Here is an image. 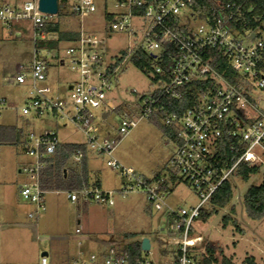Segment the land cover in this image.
Returning a JSON list of instances; mask_svg holds the SVG:
<instances>
[{
  "label": "built area",
  "instance_id": "1",
  "mask_svg": "<svg viewBox=\"0 0 264 264\" xmlns=\"http://www.w3.org/2000/svg\"><path fill=\"white\" fill-rule=\"evenodd\" d=\"M115 1V9L105 13L108 21L105 31L127 33L130 41L125 49L126 54L114 69H110L111 62L105 69L96 70L97 66L102 65L98 46L104 38L84 29L82 24L77 38L65 49L71 68L80 75L71 84L69 100L50 96V87L45 85L48 65L46 56L54 53L51 49L39 48L37 43L42 39H50L54 33L44 30L49 15L40 10L39 0H25L21 5L14 6L0 4V20L3 24L9 27L20 21H30L32 24L33 59L27 69L21 66V69L27 71L21 70L15 78L19 83L29 85V103L23 107L22 112L27 114L34 110L43 113L52 110L81 129L87 136V148L106 154L109 166L121 170L123 175L134 180L132 184H127L126 190L142 189L156 209L167 207L168 212L174 216L173 228L179 238L172 264H201L199 255L193 250L201 243L203 236L191 234L194 220L223 181L232 176L240 161H263L260 150L264 149V112L258 107L259 97L255 98L246 89V82L253 79V84L264 93V68L261 66L264 60V38L257 36L252 28L244 29V0H210L212 3L208 10L196 4L197 0ZM95 2L67 0L65 8L70 6L71 14L82 18L96 10ZM252 33H255L254 37ZM171 47L176 48V54L170 66L169 80L162 84L155 83V88L148 92L132 89L136 94L140 115L135 116L127 108H121L123 116L118 132L125 135L140 119H150L172 106L174 99L180 100L183 97L181 87L186 83L207 77L215 80L216 90L206 93L199 104L185 109L181 114L170 111L165 117V122L172 126L177 137L176 150L169 168L191 185L199 196L195 206L181 208L179 212L165 200L168 191L163 183L167 178L162 175L153 178L135 175L133 167L122 166L113 155L115 139H98L92 112V109L98 107L105 110L107 107L117 108L108 98V92L112 90L111 76L123 65L125 59L131 60L140 48L147 53L158 54L159 57L161 50L167 51ZM215 52L226 57L231 67L241 75L238 84L232 83L215 69L212 64ZM60 61L63 63L64 59ZM154 69L161 71L159 64ZM94 76H97V82ZM5 102L1 97L0 107ZM68 107H71V112H67ZM250 109L257 111L254 117L249 115ZM244 114L251 119L249 122H245ZM226 132L229 135L240 134L247 142V148L230 167L224 168L218 167L213 157L219 137ZM59 142L54 131H45L40 135L28 134L25 152L31 160L24 169L30 180L20 183L18 191L34 207L28 212L31 218H38L46 208L47 190L40 184V173L46 157L53 154ZM84 157V150L79 148L70 155L69 162L81 163ZM67 196L71 201L83 197L107 205L114 204L112 191L100 190L96 186L69 190ZM39 264H49L47 255H42ZM73 264L155 263L146 259L131 263L125 253L110 247L101 258L92 254L90 262Z\"/></svg>",
  "mask_w": 264,
  "mask_h": 264
},
{
  "label": "rangeland",
  "instance_id": "2",
  "mask_svg": "<svg viewBox=\"0 0 264 264\" xmlns=\"http://www.w3.org/2000/svg\"><path fill=\"white\" fill-rule=\"evenodd\" d=\"M24 1L0 0V4L14 6ZM115 2L96 0V10L82 18L73 16L70 6L64 7L60 14L51 16L52 21L60 23L62 30L78 32L83 24L84 29L104 38L98 46L102 65L97 66L96 70L105 69L129 45L127 33L105 31L108 25L105 13L115 9ZM14 24L22 29L21 36L10 31L0 20V98L6 101L0 107V124L15 125L27 134L40 135L45 131H54L61 142H87L85 133L62 118L60 113L52 110L43 113L34 110L27 114L22 112L29 103V85L19 83L15 78L30 65L34 44L31 22ZM261 36L264 38L263 32ZM69 41L60 42V58L55 50L53 55L46 56L45 85L50 87L48 94L66 100L70 99L69 85L80 78L65 54ZM42 53L45 55V52ZM60 59H64V62ZM21 66L25 68L21 69ZM94 80L98 81L97 76H94ZM111 81L112 90L108 92V98L117 108L92 109L98 139H115L114 157L122 166L133 167L135 175L153 178L159 174L169 179L170 192L165 200L175 211L195 206L199 202L196 190L179 174L175 183L171 181L172 170L169 167L176 143L165 138L159 125L149 118H142L129 133L121 135L118 132L123 116L120 105L139 116L140 107L132 89L138 92L152 91L155 85L150 77L127 58L111 76ZM246 89L255 98L259 97L257 104L264 112V93L253 84V79L246 82ZM67 110L72 111L71 107ZM103 112H108L107 117H103ZM248 113L254 117L257 111L250 109ZM87 149L90 175L93 179L98 174V188L112 191L114 204L107 205L83 197L71 201L67 190L48 191L46 208L38 218H31L28 212L34 207L16 190L15 184V178H19L21 183L30 180L24 167L31 158L21 144L0 143V264H39L43 251L48 253L49 264L90 262L92 254L102 257L110 247L121 249L131 242L142 241L145 236L150 238L151 248L143 250L144 259L155 264L173 263L179 235L173 228L175 219L168 208L156 209L142 189L126 190L127 184H132L134 180L109 166L106 154ZM260 154L263 161L259 162L261 166L256 174L247 181H232L235 192L233 199L207 220L196 218L193 222L194 235L200 234L205 242L215 245V264H224L225 258L231 259L230 264H244V258L251 254L260 263L264 260V217L255 221L249 219L241 203V197L248 187L263 179L264 149L260 150ZM207 206L208 203H205L204 207ZM225 215L228 217L227 224L223 222Z\"/></svg>",
  "mask_w": 264,
  "mask_h": 264
},
{
  "label": "trees",
  "instance_id": "3",
  "mask_svg": "<svg viewBox=\"0 0 264 264\" xmlns=\"http://www.w3.org/2000/svg\"><path fill=\"white\" fill-rule=\"evenodd\" d=\"M67 0H58L59 10L57 14H60L65 7ZM212 2L210 0H197L196 4L202 6L203 10H208L209 5ZM56 14V15H57ZM50 16V18H49ZM44 25V30L57 34L58 36L51 37L50 39L39 40L37 46L39 48H48L57 51L56 54L59 57V46L62 40H70V43L77 38L78 32L72 30H62L58 21H52L49 15ZM252 28L257 33V36H261L264 33V0H244V29ZM168 49V48H167ZM126 50H122L121 53L115 56L114 62L111 63L110 69H114L120 61L124 58ZM176 54V48L171 47L167 51L161 50L158 54H150L143 49H138L131 58V61L137 68L146 73L151 80L152 84L164 83L165 80H169L170 66L173 62V57ZM261 66L264 68V60L261 62ZM159 64L161 71L157 72L154 66ZM213 66L215 69L223 75L226 79L232 83L238 84L240 82L241 75L235 71L228 59L221 55L219 52H215ZM217 84L214 79L207 77L204 79H194L181 87L183 97L180 100L174 99L172 106L167 107L161 112L150 118V120L160 126L162 132L167 140L176 142L177 137L175 130L169 123L165 122V117L170 111H178L179 114L185 109L197 105L201 102L203 96L210 92L215 91ZM120 108H126L124 105H120ZM245 122H249L244 114ZM28 140V134L24 129L12 124H0V143H12L15 145L21 144L26 149ZM83 149L85 157L81 163H70L69 157L77 149ZM247 148V142L241 138L240 134L229 135L227 132L218 139L217 147L214 152L213 159L217 160L218 167H230ZM87 142H59L53 154L46 157L45 165L40 173V184L47 191L54 190H74L83 187H99L98 179H92L90 171L87 165ZM261 164L251 163L247 160L240 161L235 167L232 179L228 177L223 181L217 191L212 195L208 201L207 207H202L198 218L207 220L214 212L222 207H225L234 197V185L233 180L239 179L247 181L253 174H256L260 170ZM171 181L175 183L177 176L175 172L171 171ZM159 176V174L157 175ZM163 186L170 191L169 179L163 183ZM241 203L247 217L253 221L259 220L264 217V174L263 179L259 183L252 184L248 187L247 191L241 197ZM224 224L228 223V217L223 216ZM191 234H194V228L191 230ZM119 251L125 253L128 256L131 263H137L143 260V249L141 247V241H134L130 244L124 245ZM199 255L201 264H215L217 262L215 245L212 242H205L203 239L200 244L196 245L193 250ZM231 259L225 258L224 264H230ZM244 264H264L258 262L256 256L251 254L244 258Z\"/></svg>",
  "mask_w": 264,
  "mask_h": 264
},
{
  "label": "water",
  "instance_id": "4",
  "mask_svg": "<svg viewBox=\"0 0 264 264\" xmlns=\"http://www.w3.org/2000/svg\"><path fill=\"white\" fill-rule=\"evenodd\" d=\"M39 8L43 12H46L49 15H56L59 10L58 0H39ZM252 37L255 36V33L251 34ZM72 87V85H69V89ZM107 115V112L103 113V117ZM141 247L143 250H150L151 248V242L150 238L145 236L142 238L141 241ZM47 251H43L42 255H47Z\"/></svg>",
  "mask_w": 264,
  "mask_h": 264
},
{
  "label": "crops",
  "instance_id": "5",
  "mask_svg": "<svg viewBox=\"0 0 264 264\" xmlns=\"http://www.w3.org/2000/svg\"><path fill=\"white\" fill-rule=\"evenodd\" d=\"M5 25V24H4ZM7 26V25H6ZM8 28L10 29V31H15L16 32V35L17 36H21L22 35V29L21 28H19V27H17V25L16 24H12L10 27L8 26ZM69 43H70V41H69ZM89 153V152H88ZM94 180H96V179H98V181H99V187H100V179H99V177H98V174L96 173L95 174V177L93 178ZM21 183V181L19 180V178H15V184H16V190L18 191V186H19V184ZM54 191H58V190H54ZM48 192V191H47ZM170 192V191H169ZM168 192V193H169ZM47 194V193H46ZM105 255V254H104ZM103 255V256H104ZM99 257V256H98ZM99 258H101V257H99Z\"/></svg>",
  "mask_w": 264,
  "mask_h": 264
}]
</instances>
